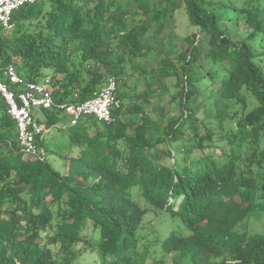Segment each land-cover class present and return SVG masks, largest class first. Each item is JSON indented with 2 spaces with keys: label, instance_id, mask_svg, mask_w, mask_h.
Returning a JSON list of instances; mask_svg holds the SVG:
<instances>
[{
  "label": "trees",
  "instance_id": "trees-1",
  "mask_svg": "<svg viewBox=\"0 0 264 264\" xmlns=\"http://www.w3.org/2000/svg\"><path fill=\"white\" fill-rule=\"evenodd\" d=\"M180 8L195 30L176 51L158 37ZM12 24L0 30L1 81L13 65L28 82L48 78L55 104H79L114 78L121 106L109 123L63 127L62 111L40 109L37 121L58 131L38 143L40 161L21 151L4 104L0 264H165L170 254L174 264H264V229L250 223L264 213V0H35ZM214 82L223 107L212 124L193 108ZM167 95L174 120L159 106ZM151 210L186 234L161 239L144 221Z\"/></svg>",
  "mask_w": 264,
  "mask_h": 264
},
{
  "label": "built area",
  "instance_id": "built-area-1",
  "mask_svg": "<svg viewBox=\"0 0 264 264\" xmlns=\"http://www.w3.org/2000/svg\"><path fill=\"white\" fill-rule=\"evenodd\" d=\"M35 0H0V30L12 28V15L25 5L34 4ZM0 97L6 107V114L13 120L16 142L21 151L33 158L44 161L46 155L38 143L47 135V129L34 116V109L62 111L70 126L80 119L92 117L99 123H109L112 111L120 108L116 80L109 78L105 86L94 96L79 104H55L50 91V82L46 78L39 83L28 82L19 76L13 65L1 70Z\"/></svg>",
  "mask_w": 264,
  "mask_h": 264
},
{
  "label": "rangeland",
  "instance_id": "rangeland-1",
  "mask_svg": "<svg viewBox=\"0 0 264 264\" xmlns=\"http://www.w3.org/2000/svg\"><path fill=\"white\" fill-rule=\"evenodd\" d=\"M222 17H223V19L226 20L228 18V12H226V11L222 12ZM229 17L232 18V12H231V16H229ZM229 20H231V19H227V21H225V23H227ZM233 22H235V21H231V23H233ZM194 30L195 29L190 28L188 26L186 17L184 15V11L182 8H180L176 11L174 20H172L166 24L165 30L162 32L161 36L158 37V41H160L162 43L172 42L176 46V48H175L176 51H178V50L182 51L187 46L186 42L183 40L184 39L183 37L186 34L187 35L191 34V32H193ZM160 58L161 57H158L157 60H159ZM157 60H155V61H152V60L141 61L140 59H136L134 61L133 65L138 66V68L141 70H142V68H146V69L147 68H157V65L155 63ZM44 73L49 74L48 71H46ZM134 79H135L134 76L128 77L126 79V84H127L126 86H128L129 89L134 88L133 87L135 84ZM174 82H175L174 79H172L170 81V83L165 82V85H168L170 94H172L175 90L174 89V84H175ZM213 88L216 89V90H214V92L211 91L210 89H206L204 91V94H206L204 96L208 95L205 100L201 99V97L198 96V94L196 95V97L194 99L193 112H195L197 114V116L200 118L205 117V120L207 122H209V121L212 122V120H213L212 118L216 114L217 110H219L223 107V102L219 98V92L217 89V82L213 83L212 89ZM137 89L139 91H142L144 89V87L138 86ZM162 98H163L162 103H160L159 106L163 105V108H165L164 110H166L165 113L167 114L168 118L174 120L175 118H177L179 116V112L176 111L173 113V108L175 107L176 102H174V103L168 102L170 99L169 95L162 97ZM155 105H156V103H154V106ZM3 107H4V102L0 97V112L3 111ZM34 116L35 117L41 116L40 109H34ZM150 116L153 120L158 119V116L153 112H150ZM212 124H213V122H212ZM66 125H68V118L66 116L61 117L60 122H59L57 127H63ZM14 135L16 136V131H14ZM56 135H58L57 128H52L51 130H49V132L47 133V135L45 137L47 139H49L50 137H53ZM172 150H174V149L172 148ZM214 152L218 156L221 152V149L218 147H215ZM195 153H198L199 155H201L200 151H197ZM162 158L164 159L165 155H162ZM47 159L56 171L60 172L61 174L64 173V161L62 159L51 156V155H48ZM166 159L169 163L172 162V161H170L169 158H166ZM144 204H146V203H144ZM141 207L143 208V206H141ZM144 221L147 224H152L153 227L155 226V228L158 229V233L160 234L161 239H165L171 232H175L178 234L181 233L183 235L186 234L183 231V227L180 224L179 220H171L169 218L168 214H166V213H155L152 210L148 211L144 217ZM250 223L253 225V227H252L253 230L256 228L260 229L259 231H256V232L260 233L261 231H263V229H264V213L261 215H259L257 213L252 214L250 217ZM245 228H246L245 222H243L240 226H238L237 229L239 232H242ZM93 256H95V254ZM164 263L165 264H174L173 263V254L166 256L164 258Z\"/></svg>",
  "mask_w": 264,
  "mask_h": 264
}]
</instances>
